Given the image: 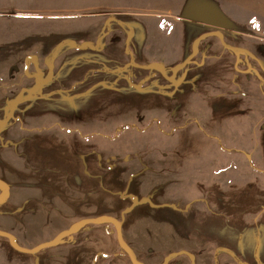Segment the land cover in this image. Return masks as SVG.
Returning a JSON list of instances; mask_svg holds the SVG:
<instances>
[{"label": "rangeland", "instance_id": "obj_1", "mask_svg": "<svg viewBox=\"0 0 264 264\" xmlns=\"http://www.w3.org/2000/svg\"><path fill=\"white\" fill-rule=\"evenodd\" d=\"M228 1L227 14L214 0H0V131L67 125L77 149L102 157L104 185L138 206L116 222L127 246L118 232L97 243L109 256L96 264H136L129 250L140 264L176 258L160 248L175 227L148 213L160 197V212L182 215L185 245L204 244L189 261L264 264V0ZM37 75L64 92L5 94ZM1 232L0 264L52 261L29 250L46 243Z\"/></svg>", "mask_w": 264, "mask_h": 264}, {"label": "crops", "instance_id": "obj_2", "mask_svg": "<svg viewBox=\"0 0 264 264\" xmlns=\"http://www.w3.org/2000/svg\"><path fill=\"white\" fill-rule=\"evenodd\" d=\"M214 2L220 6L221 12H231L228 0ZM249 8L247 4L239 8L243 10L242 16L253 14ZM247 22V18L241 21L243 24ZM26 65L24 62V70ZM33 68L28 66L30 71ZM18 81L20 84L5 91L7 97L40 98L52 94L46 88L56 91L54 95L64 92L62 86L52 82L51 86L43 84L38 75ZM11 82L16 81L12 79ZM39 85L40 90L37 89ZM74 88L68 85L65 89L73 91ZM68 129L67 125L56 121L49 124L13 121L3 125L0 131L3 137L0 141V215L4 220L0 221V229L13 237L18 236L20 241L57 243L63 239L66 246H61L60 250L44 247L46 254L51 255L49 258L52 257L48 264H96L106 253L95 245L109 240L117 232L119 235L117 219L122 218L128 208L126 216L136 212L138 206L127 205L119 189L111 188L107 183L104 185L98 170L101 168L102 173L105 170L102 157L94 149L89 153L77 149L75 142L67 137L71 133ZM151 202L148 213L152 220L165 227H175L176 232L167 234L166 244L160 247L165 250L166 257H176L167 264H190L193 261L192 264H200L202 258L193 257L192 262L189 261L193 245H185L188 236L179 230L185 225L180 218L182 215L173 209L160 212L167 206L162 197L157 201L151 199ZM96 219L98 221H93ZM75 226L77 229L73 233L65 235ZM36 233L38 235L34 238ZM200 243L193 246L198 252L204 247ZM122 245L127 246L125 241Z\"/></svg>", "mask_w": 264, "mask_h": 264}, {"label": "water", "instance_id": "obj_3", "mask_svg": "<svg viewBox=\"0 0 264 264\" xmlns=\"http://www.w3.org/2000/svg\"><path fill=\"white\" fill-rule=\"evenodd\" d=\"M87 44H81V45H79V47L80 48H87ZM156 64L157 63H153V64H151V66H156ZM182 66H185V63H182ZM159 68H160V70L161 71H163L164 70V65H162V64H160L159 65ZM171 80H174V77H171L170 78ZM135 87H137V88H141V85H135ZM8 234V233H7ZM10 236H9V239H10V241L12 242V244L14 245V246H16V243H15V241H14V238H13V236L11 235V234H9ZM30 250V252H35V251H37L38 250V248H32V249H29ZM129 253H130V255H131V257H132V259H133V262L134 263H136V264H140L137 260H135L134 259V256H133V254H132V252L129 250ZM104 256H107V254H104Z\"/></svg>", "mask_w": 264, "mask_h": 264}, {"label": "trees", "instance_id": "obj_4", "mask_svg": "<svg viewBox=\"0 0 264 264\" xmlns=\"http://www.w3.org/2000/svg\"><path fill=\"white\" fill-rule=\"evenodd\" d=\"M29 59H30V57H28ZM152 67V66H151ZM93 221H98V219H96V220H93ZM119 224V223H118ZM77 228V226H75V227H72L69 231H67L66 233H65V235L66 234H71L72 232H73V230L74 229H76ZM3 235H6V236H10L9 234H7V233H5V232H1ZM119 239H120V241H121V243L122 244H124V240L122 239V234H121V232H120V226H119ZM56 241H52V242H50V243H46V244H43V245H41L40 247H38V250H40V249H42V248H44V247H46V246H50V245H53L54 243H55ZM36 252V251H35ZM109 256V255H108Z\"/></svg>", "mask_w": 264, "mask_h": 264}, {"label": "flooded vegetation", "instance_id": "obj_5", "mask_svg": "<svg viewBox=\"0 0 264 264\" xmlns=\"http://www.w3.org/2000/svg\"><path fill=\"white\" fill-rule=\"evenodd\" d=\"M181 66H182V65H181ZM183 67H184V66H183ZM177 69H178V68L173 69V70H172V74H175V73L177 72ZM171 77H173V76H170L169 79H170ZM170 80H171V79H170ZM171 81H173V80H171Z\"/></svg>", "mask_w": 264, "mask_h": 264}]
</instances>
